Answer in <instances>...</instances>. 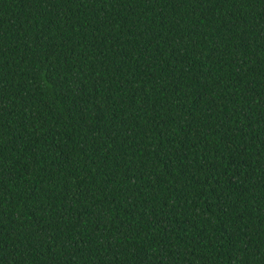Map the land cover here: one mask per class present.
<instances>
[{
  "label": "trees",
  "instance_id": "1",
  "mask_svg": "<svg viewBox=\"0 0 264 264\" xmlns=\"http://www.w3.org/2000/svg\"><path fill=\"white\" fill-rule=\"evenodd\" d=\"M0 264H264V0H0Z\"/></svg>",
  "mask_w": 264,
  "mask_h": 264
}]
</instances>
